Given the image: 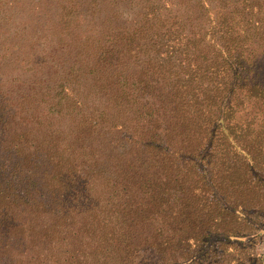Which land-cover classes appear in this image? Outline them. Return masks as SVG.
Here are the masks:
<instances>
[{
  "label": "trees",
  "instance_id": "obj_1",
  "mask_svg": "<svg viewBox=\"0 0 264 264\" xmlns=\"http://www.w3.org/2000/svg\"><path fill=\"white\" fill-rule=\"evenodd\" d=\"M52 1L72 23L63 32L76 59L35 93L47 123L28 119L30 131L0 152V244L13 228L7 216L29 211L53 214L56 234L68 215L94 239L113 226L99 241L118 243H95L96 264H264L255 253L264 235V0ZM78 9L91 17L83 30L72 21ZM55 120L68 121L65 131ZM103 144L122 149L136 196L123 216L83 217L68 181L96 176ZM135 161L159 166L161 180ZM157 217L168 229L153 246L158 230L134 224Z\"/></svg>",
  "mask_w": 264,
  "mask_h": 264
},
{
  "label": "rangeland",
  "instance_id": "obj_2",
  "mask_svg": "<svg viewBox=\"0 0 264 264\" xmlns=\"http://www.w3.org/2000/svg\"><path fill=\"white\" fill-rule=\"evenodd\" d=\"M60 3L52 0H0V103L6 101L10 113L5 112L6 122L0 124V152L12 146L17 135L30 131L31 123L28 119L38 118L47 123V112H44L46 104H37L35 93H42V87L53 85L57 80L54 77L55 71L68 69L76 59L77 49L70 46L72 40L63 32V25L72 23H69L65 15L62 18ZM119 7L122 12L126 11L124 4ZM76 14L72 16V21L78 24V29H85L91 17L82 15L80 9ZM256 62V66L261 67V73H264V59L259 57ZM13 116L14 120L11 119ZM19 118L26 120L21 121ZM53 125L65 131L68 121L55 120ZM94 149L97 158L96 176L89 181H86L85 176L76 177L74 184L69 180L70 189L66 196L76 206L75 210L82 212L83 217L90 213H101L109 219L117 216L116 213L123 216L122 209L128 207L127 199L136 196L135 190H129L132 185L127 182L130 178L127 161L125 158H117L123 151L119 150L116 155L114 146L104 147V144ZM133 166L140 174L143 171L155 175L154 180H161L159 166L143 168L136 161ZM75 189L77 194L73 198ZM70 217L68 215V218L61 220L62 232L56 234L52 231L57 221L53 214L27 211L7 216L13 232L7 228L6 241L0 244V264H96L100 256L97 255L95 243H118L114 240L99 241L105 231L110 232L113 228L110 224L96 231L97 239H94L80 224L72 226ZM154 221L143 227L134 224V228L152 233L157 229V236L149 243L157 246L165 236V231L159 229L168 227L162 224L160 217ZM99 223L100 220L93 224L99 227ZM218 240L224 243L222 238ZM260 240L256 243L255 253L264 257V235ZM159 251L155 250L160 255ZM157 257L151 252L147 258L156 262Z\"/></svg>",
  "mask_w": 264,
  "mask_h": 264
}]
</instances>
